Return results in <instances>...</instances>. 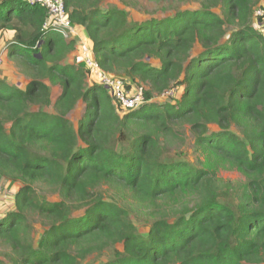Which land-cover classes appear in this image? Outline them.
<instances>
[{
	"label": "trees",
	"instance_id": "16d2710c",
	"mask_svg": "<svg viewBox=\"0 0 264 264\" xmlns=\"http://www.w3.org/2000/svg\"><path fill=\"white\" fill-rule=\"evenodd\" d=\"M102 1L64 5L102 72L147 86L132 112L65 62L77 43L43 28L44 8L0 0V32L14 33L6 58L28 80L23 89L0 80V178L17 186L0 219V264H264V15L259 28L253 21L264 0H198L137 22ZM49 85L60 87L53 101ZM173 88L182 89L175 103L154 101ZM186 130L197 154L245 182L225 183L198 155V167L171 155ZM228 191L231 206L221 201ZM109 249L111 260L87 262Z\"/></svg>",
	"mask_w": 264,
	"mask_h": 264
},
{
	"label": "rangeland",
	"instance_id": "374dc122",
	"mask_svg": "<svg viewBox=\"0 0 264 264\" xmlns=\"http://www.w3.org/2000/svg\"><path fill=\"white\" fill-rule=\"evenodd\" d=\"M264 3L261 2L258 4V6L255 7L254 10L260 9L259 6H264ZM101 6L104 8L109 7H115L119 10H123L128 14V17L131 21H143L144 19L149 18H156V19H162L165 17L173 16L176 12L179 10H192V9H198L200 7V3L198 0H103L101 3ZM262 10V9H261ZM216 12H218L216 10ZM257 18L253 16L254 26L256 28H259L257 26ZM13 26L16 25V22H13ZM12 30H3V32H0V53L3 55V63L0 66V80H3L6 84L13 86L15 88L23 89L25 85L27 84V79L18 71V69L14 66L13 62L9 61L6 58V46L8 43H10L13 38L12 36ZM82 35V32L80 36ZM82 37V36H81ZM11 38V39H10ZM89 50L91 53V48L86 46L85 48L79 47V45L76 46L75 51L72 52L69 60L67 61L68 65H80L83 68H85L84 62H83V52L85 50ZM200 47L196 45L194 49L191 52V55H196L198 52H200ZM93 55V53H92ZM149 63L151 65H154L153 60H149ZM108 75V74H107ZM113 79L117 80H123L127 83V79H124V77L121 76H112ZM126 80V81H125ZM90 85H97L99 82V76L96 78V75H90L89 78L86 81ZM135 86L137 84H134ZM141 87L144 89L147 87L144 84L139 83ZM50 86V85H49ZM138 86V85H137ZM132 87V86H131ZM51 91V99L52 101L58 96L60 93V87L58 86H50ZM182 89L176 90L175 88L171 89L170 91L163 93L162 95L156 96L154 98V101L157 103H164L165 101H168L170 103H175V101L179 100L181 95ZM36 110V108H34ZM48 112H52V107L46 108ZM84 111V105L81 104V102L76 106L75 110L69 115L70 122L76 127L78 119L81 117ZM123 114V112H120ZM232 131L237 133V129L231 128ZM210 132L218 131V128L215 126L209 127ZM185 142L183 144L178 145V148L171 147L169 149V152L171 155L178 157L180 155V159L183 161H186L189 163L192 167H198V161H197V155L198 157L204 162V164L212 169H215L217 172V177L228 184H237L239 182H245L246 177L244 174H242L239 170L231 166L230 164L226 163L224 160H222L219 157H210L207 154L201 155L200 153H196L195 149L193 147V136L186 130L184 132ZM102 193L105 194V200H109V198L106 195V188L103 187L101 189ZM40 193H42L43 196H45V199L48 201H56L57 198L54 195H48V193L43 192V190H39ZM111 194L110 192L108 193ZM11 197V196H10ZM221 201L228 204V206H231L234 202L233 196L231 192H226L224 196L221 198ZM128 204L136 209H142L146 205L142 203L141 201L128 199ZM136 215L134 213H131V219L133 220V223L135 224L138 233L145 234L148 231V223L142 219V217L133 216ZM36 229H38V226L36 225ZM113 251L114 249H109L105 251L103 254L91 256L87 259V262L94 261L96 263L99 262H105L108 260H111L113 258Z\"/></svg>",
	"mask_w": 264,
	"mask_h": 264
},
{
	"label": "built area",
	"instance_id": "2783aa9c",
	"mask_svg": "<svg viewBox=\"0 0 264 264\" xmlns=\"http://www.w3.org/2000/svg\"><path fill=\"white\" fill-rule=\"evenodd\" d=\"M28 6H39L46 10L47 19L44 22L43 28L52 30L61 35L66 41H75L79 47L85 48L86 43L81 38V30L75 26L69 19L65 9L64 0H20ZM264 11L256 9L253 16L261 17ZM89 46V45H88ZM87 46V47H88ZM90 47V46H89ZM83 62L85 69L90 75L99 76V86L105 88L112 100L119 106L122 112H132L143 106L146 101L144 99V88L141 86H132L127 88V83L123 80L113 79L102 72L94 60L92 53L87 49L83 52ZM3 63V55L0 53V66ZM3 189L0 178V205L4 202ZM12 201V197L10 198ZM10 210V206H4L0 209V219L3 218Z\"/></svg>",
	"mask_w": 264,
	"mask_h": 264
},
{
	"label": "crops",
	"instance_id": "0c3cea01",
	"mask_svg": "<svg viewBox=\"0 0 264 264\" xmlns=\"http://www.w3.org/2000/svg\"><path fill=\"white\" fill-rule=\"evenodd\" d=\"M81 32H82V30H81ZM81 36H82L81 38L83 39V42L86 43L87 46L88 45L90 46V43L88 42V40H87V38H86V36H85V34L83 32H82V35ZM13 37H14V33L12 32L11 38H13ZM71 54H69L67 56V58L65 60L66 63L69 60ZM1 185H2V189H3V194L2 195H3V198H4V202L0 205V209H2V207L7 206V205L8 206L13 205V201L10 198L12 197V199H13V196H14L15 192L17 191V186L16 185H11L9 183V181H6L4 179L1 180Z\"/></svg>",
	"mask_w": 264,
	"mask_h": 264
}]
</instances>
